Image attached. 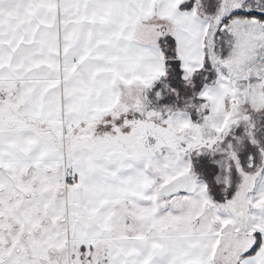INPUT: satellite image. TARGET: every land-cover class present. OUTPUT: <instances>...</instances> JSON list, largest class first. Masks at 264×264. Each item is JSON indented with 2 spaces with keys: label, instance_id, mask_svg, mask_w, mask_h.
I'll return each instance as SVG.
<instances>
[{
  "label": "snow or ice",
  "instance_id": "obj_1",
  "mask_svg": "<svg viewBox=\"0 0 264 264\" xmlns=\"http://www.w3.org/2000/svg\"><path fill=\"white\" fill-rule=\"evenodd\" d=\"M0 264H264V0H0Z\"/></svg>",
  "mask_w": 264,
  "mask_h": 264
}]
</instances>
